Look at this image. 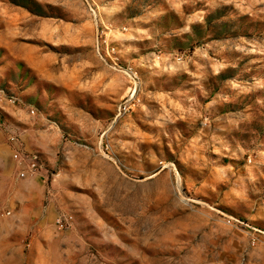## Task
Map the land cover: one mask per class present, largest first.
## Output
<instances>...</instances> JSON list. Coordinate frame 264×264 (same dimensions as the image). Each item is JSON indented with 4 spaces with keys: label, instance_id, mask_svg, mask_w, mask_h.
I'll return each instance as SVG.
<instances>
[{
    "label": "rangeland",
    "instance_id": "1",
    "mask_svg": "<svg viewBox=\"0 0 264 264\" xmlns=\"http://www.w3.org/2000/svg\"><path fill=\"white\" fill-rule=\"evenodd\" d=\"M0 264H264V0H0Z\"/></svg>",
    "mask_w": 264,
    "mask_h": 264
},
{
    "label": "built area",
    "instance_id": "2",
    "mask_svg": "<svg viewBox=\"0 0 264 264\" xmlns=\"http://www.w3.org/2000/svg\"><path fill=\"white\" fill-rule=\"evenodd\" d=\"M133 97H134V93L132 92L131 93V98L124 102L120 107H119V110H118V113L121 115V114H125L127 113L128 111H130V109L132 108L131 105H132V100H133ZM9 140L15 144L18 139L15 135H11L9 137ZM14 159L15 161L17 162L18 166H20L21 168V172H20V175L22 177H26L29 173H36L37 171H39V169L41 168V164L37 161V157H33L31 159H24L20 156V153L17 151L15 154H14ZM73 222V216L72 215H64V216H61L57 219V224H58V227L59 228H67L69 225H71Z\"/></svg>",
    "mask_w": 264,
    "mask_h": 264
}]
</instances>
